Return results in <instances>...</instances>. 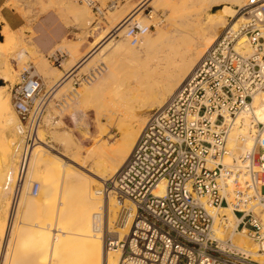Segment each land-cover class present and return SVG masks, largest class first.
Listing matches in <instances>:
<instances>
[{"label":"built area","instance_id":"1","mask_svg":"<svg viewBox=\"0 0 264 264\" xmlns=\"http://www.w3.org/2000/svg\"><path fill=\"white\" fill-rule=\"evenodd\" d=\"M76 1L100 18L118 0H105L104 5L101 0ZM239 13L241 18L221 30L163 105L148 114L123 164L103 181V191H112L117 200H128L134 207L127 233L114 245L117 264H259L229 239L217 236L211 211L222 206L231 207L234 230L264 254V228L255 211H264V122L250 123L252 146L240 156L239 168L234 171L220 163L228 131L264 84V0H246ZM148 29L133 22L124 35L135 44ZM239 37L248 44V55L234 50ZM60 56L48 58L58 63ZM100 70L94 68L82 81H91ZM42 88L29 67L9 88L17 120L16 156L2 185L10 192L11 205L38 141ZM160 183L162 192L156 194ZM36 190L37 183H31V193Z\"/></svg>","mask_w":264,"mask_h":264},{"label":"rangeland","instance_id":"2","mask_svg":"<svg viewBox=\"0 0 264 264\" xmlns=\"http://www.w3.org/2000/svg\"><path fill=\"white\" fill-rule=\"evenodd\" d=\"M163 1L165 0H157V2L156 0H118L116 6L106 11L103 17L95 18L88 7L77 2L76 0H7L6 5L22 15L25 19V24L20 29L12 31L2 22V19L0 18V65L4 66L9 72H11L14 77H12L13 80L10 82H5L3 79H0V87H6L5 93L8 95L9 100V88L16 81L18 73L26 67H29L33 73L38 75L43 83V88L40 93V101H42L43 110L41 112L40 124L37 129L38 141L35 143L36 146L34 145L35 147L31 150L32 152L30 156H41L46 152H49L56 158L63 156V159L64 157L69 159V154L73 153L76 147H79L81 148V162L85 160V165L82 168L84 170L81 169V173L79 172V174L82 176L85 182H88L91 192L100 191L102 189L101 185L103 183L94 178L95 173L92 171L94 168L93 163L96 158L95 153H99L100 150L102 152L108 153L107 151H109V148L112 149V147H116L120 142L122 132L119 129V119H121V117L115 115L114 120L106 121L102 117L98 116L103 109V105L106 106L107 109L112 106L120 107L119 103L123 98L121 94L122 88L120 86L123 84L124 80L129 78L130 75H133L135 70L134 72H131V70L129 71L130 67H125V62L119 61L118 79H116L112 85L108 86V88H105L97 100H89L91 102L88 100L87 102L85 100L86 98L83 99V97H85L83 95L92 82L95 81V79H99L100 76L98 74V76H96L95 79H93L90 83L83 82L82 78L84 75L92 72L94 68L97 67L102 68L100 73L105 72L107 58L109 57L110 52H112V48L110 46L111 42L114 43V46L123 44L127 45L129 48L136 50L138 49L137 47L141 37L138 43L131 44L129 39L125 37L124 31H121V27L125 20L131 16H134L133 18L136 20V24L139 22L141 25L144 23L143 26L149 25L148 33L151 34L150 38L153 41H156V46L151 48L148 52H183L185 50L184 48L186 44H190L188 46L191 49V52L197 53L192 57L194 67L201 54L214 42L218 36L215 35L216 32L220 33L222 30L221 28H224L226 25L231 24L235 20H239L241 18L240 13H237L236 17L233 19L229 17H221L219 10L222 9L227 3H222L220 1L177 0L176 2V0H173V8L170 9L171 11L165 10ZM104 3L105 0H101V5H104ZM115 11H120V14H116V16L114 14L115 18L117 17V19H114L111 22L112 24H108L109 17ZM40 15L48 16L47 25L49 27H54V34L58 33L60 28L65 30L58 43L53 44V46L49 47L47 50H43L40 47V41L38 39L39 37L32 28L33 23ZM186 28L191 30L192 33ZM218 29L221 30L218 32ZM158 32L160 33V36L157 35ZM186 41L187 43H184ZM62 44L67 45L65 47L66 51H59L56 49L58 45ZM177 45L180 46V48ZM174 46L175 48H173ZM188 46L186 49H188ZM71 49L73 50V53H71L72 51L69 52ZM20 51L24 53L21 64L15 60V56ZM55 52L61 53L58 63L52 62L50 58H48L49 55ZM70 60H72V63H70ZM127 61L129 62V60ZM66 63L68 64L66 65ZM122 66L125 68H122L123 73L121 72L122 69H120ZM41 69L43 71H41ZM262 96L264 97V95ZM103 100H105V103ZM165 101H159L156 109L160 108L159 106H162ZM152 110L154 109L145 106L140 111L139 128H143L146 118ZM252 118L255 119L253 115ZM261 120L264 119L261 118ZM97 121L100 122L99 125L103 130L102 133H99L100 135H98L99 131L98 125L96 124ZM68 136L72 140H68ZM250 141L251 140L248 137L245 139L244 144L241 145L242 142H238V144L239 146H244L247 148L250 144ZM66 148H68L69 154ZM94 149L97 151H94ZM87 151H93L94 156L84 159L82 154L86 153ZM240 156L241 148L238 147L230 157L233 160L235 158L240 160ZM66 159L65 161H67ZM67 162L69 165L75 166L72 162ZM237 163L240 162L238 161ZM1 165L2 163L0 161V225H2L3 218L8 216L6 218L7 220L5 219V226L7 228V232H9L11 230V217H13L15 214L13 213L15 212V202L13 205H11L10 192L8 189L3 188V176L5 173L2 169L5 167L4 165ZM30 176L33 177V182H36L39 186L38 190H36L37 195L41 192V183L35 179L33 171H31ZM51 177L53 178L55 184L54 191L51 194V199L48 202L49 206L57 208V206L60 207L62 205V208L65 211L73 214V212L76 210V203L78 201L76 198V192L70 187L63 188L62 184L56 180L54 175ZM30 185L27 186L25 190L24 195L26 197L35 196L30 193ZM109 192L110 190H108L105 195H107ZM122 201L128 206V208H133L132 205L129 206L131 204L130 201ZM4 206L6 208H4ZM103 211L104 223L102 226L103 232L101 237L103 245L105 246L104 241L112 242L113 239L116 241L122 240L128 229H126L124 235L120 236L121 239L117 240V230L114 226L117 217H114L115 219L112 218L111 213H109V216H107L108 214L106 213L105 208H103ZM3 212L4 217L2 215ZM221 214L225 215L223 211H221ZM9 216L11 217L9 218ZM32 222L33 224L37 223V221ZM32 222L28 223L32 224ZM28 223L26 222V224ZM17 225L19 227H14L17 228V230L14 229L13 234L16 231H18L16 232L18 234L20 232L22 233L21 230L25 229V227L27 228V226L29 227L30 224L25 225L18 223ZM22 226L23 228H21ZM108 227H111V229H108ZM16 233V237L15 235H11V237H9V244L8 246L6 244V248V242L0 241V264H13L14 262H16V264L18 262H20L18 264H26L27 262L28 264V260L31 259L32 255L30 254V246L27 247L25 242H23L24 244L22 245V239L19 242L21 243L19 246L17 238L20 237L21 233L18 237ZM229 235L230 233L227 234L228 237ZM232 238H241L246 243L244 248L253 251L257 250L256 244L242 234L232 235ZM237 239L234 242H236L235 244L238 247ZM24 245L25 248L23 247ZM31 249L34 251V248L31 247ZM27 251L29 253H27ZM4 253H6V258ZM17 259L18 262L16 261ZM31 261L32 259L30 260L29 264H32Z\"/></svg>","mask_w":264,"mask_h":264},{"label":"bare ground","instance_id":"3","mask_svg":"<svg viewBox=\"0 0 264 264\" xmlns=\"http://www.w3.org/2000/svg\"><path fill=\"white\" fill-rule=\"evenodd\" d=\"M172 1L173 0L163 1L165 10L171 11L170 9L173 8ZM213 1L227 3L222 9L219 10V13L223 18L229 17L232 19L236 17L238 9L241 8L246 2V0ZM119 12L115 11L111 14L108 19V24L111 23L114 19H117V17L115 18V16L116 14L119 15ZM133 17L134 16H131L125 20L121 27L122 32L124 31L125 33L128 25L136 21ZM136 25L140 27H146L143 26L144 23L143 25H141L138 22ZM221 29H218V32ZM189 32L192 33L191 30H189ZM218 34L219 33L216 32L215 35ZM150 35L151 34L148 33V30H146L140 36L141 39L139 37L140 42L137 50L129 48L127 45L123 44L114 46V43L111 42L110 46L112 48V52H110L109 57L107 58L105 72L100 73L99 71L95 74V76H93V79H95L98 74L100 77L99 79H95V81L92 82V84L83 95L85 96L83 97V99L86 98V101L97 100L103 90L105 88H108V86L112 85L114 81L118 79L119 61L125 62V67H130L129 71L131 70V72H134L135 70L133 75H130L129 78L124 80L123 84L120 86L122 88L121 94L123 97L119 103L120 107L112 106L107 109V107L102 104L103 109L101 112L103 114L100 112L99 116L97 115L98 117H102L106 121L114 120L115 115L121 117V119H119V129L122 132V135L120 134V142L116 147L111 146L112 149L109 148V151H107L108 153L102 152L100 149L99 150L101 152L99 151V153H95L96 158L93 163L94 168L92 171H94L95 173L94 178H96L98 181H101V183L112 176L129 155V152L131 151L136 138L141 131V127L139 128V114L143 107L147 106L151 109H156L159 101L167 100V98L172 95L175 89L192 71V57L197 53L191 52V49L188 46L190 44H186V46L184 45L185 50L183 52H148L151 48L156 46V41H153L150 38ZM157 35L160 36V33L158 32ZM138 41L136 43H138ZM184 43H187V41ZM187 46L188 49H186ZM178 47L180 48V46ZM173 48H175V46ZM234 50L243 55H248L250 53V49L244 37H239L236 40V43L234 44ZM70 51H72L71 53H73L72 49L69 50V52ZM23 56L24 53L20 51L15 56V60H17L21 64ZM125 60H129V62L127 61L126 63ZM70 61L68 62L72 63V60ZM67 64L68 63H66V65ZM123 66L120 69L124 68ZM41 71L43 70L41 69ZM121 72L123 73V69L121 70ZM12 77V73L9 72L4 66L0 65V79H3L5 82H10L13 80ZM91 81L87 83H90ZM5 89V86L0 87V161L2 163L1 166L4 165L5 167L4 169H2L5 173L3 179L5 178L6 173L11 171V169L13 168L16 155L15 149L13 147V144L16 142V137L14 139L16 118L9 104L8 95L5 93ZM262 95H264V84L261 90H258L251 95L249 109L237 116L235 124L227 133L225 143L226 152L221 157L220 163L228 169H232L235 171L236 167L239 168L238 165L242 163V161L238 160V158H235L233 160L230 157L236 151V148H241V155L251 149L252 137L250 135V132L252 133V126L250 125V123L252 121L264 122V120H261V118L264 119V97ZM104 101L105 100H103V102ZM252 115L255 117V119L252 118ZM96 124L98 125V135H100L99 133H102L103 130L99 125L100 122L97 121ZM248 137L251 140L248 147L245 148L244 146H239L238 142H242V145L245 143V139H247ZM68 138V140H72L69 136ZM61 145L63 146L62 143ZM66 149L68 151V148ZM80 150L81 148L76 147L73 153L69 154L68 151L70 157L69 159H66L67 157H64L63 159V156L61 157L60 155L59 156L61 158H56L49 152H46L41 156L31 155L29 157L30 159L28 161L26 169L27 171L25 172L23 187H21L19 196L16 198L17 200H15V212H13L15 214L13 215V217L9 216V218L11 217V230L9 232H7V228L5 226V221L7 220L6 218L8 216L4 217V212L3 214L1 213L4 218L2 221V225H0V241L6 242L5 248L6 244L7 246L9 244V237H11V235L14 236L15 233L18 232L16 231L13 234L14 229L17 230V228L14 227L18 226V223H22L25 225L30 224L29 227L27 226V228L25 227V229L21 230L22 233L20 232L19 228V232L21 233V235L19 238H17L19 241L17 239L16 240L19 243L22 239V245L24 244L23 242H25V245H27V247L30 246L29 249L31 251L30 254L32 255V264H117L118 262L119 251L114 249L116 240L113 239V241L110 242L111 244L109 245H106V242L104 241L105 246L103 245L101 237L103 232L102 226L104 223L103 208H105V211L108 214L107 216H109V213H111L112 218L117 217L114 226L117 230V240H119L121 239L120 236L125 234L126 229H128V225H130L129 223L131 222L134 207L128 208V206L123 201L117 200L112 191H110L107 195L105 194L108 190L103 191L101 189L100 191L91 192L88 186V182L86 181V183L82 176H80L79 174V172L81 173V169L85 165V160L81 162ZM94 151L97 150L94 149ZM82 155L84 156V159H87L93 157L94 152L87 151ZM65 159L67 161H70V163L72 162L75 166L69 165V163L65 161ZM238 161L240 163H237ZM31 171L34 172L35 179L37 181H40V186H42V189L40 193L38 192L39 194L36 195L37 192H35V194H32L33 196L35 195L34 197H26L24 195L25 190L27 186H29L30 183H32L34 180L32 179L33 177L30 176ZM53 175L55 176L56 180L60 184H62L63 188L70 187L76 192L77 195H75L78 201L76 203V210L73 212V214L65 211L62 208V205L60 207L57 206V208L49 206L48 202L51 199V194L54 191L55 184L53 178L51 177ZM38 188L39 186L37 185V190ZM161 192L162 186L160 183L157 185L156 194H161ZM131 205L133 206L132 203L129 206ZM4 208L6 207L4 206ZM231 210V207L225 206L217 209H212L211 213L214 217L213 228L215 232H217V236L219 237V239H229L234 247L248 254L251 260L259 264H264V254L257 253V250L253 251L244 248L246 243L243 239H237L239 238L237 237L236 239L238 247L235 244L236 242L234 241L236 239L232 238V235H241V233L234 230L235 218ZM221 211H223L226 216L224 214H221ZM255 211L259 212L258 216L259 219L261 216L260 221L264 228V215H262L264 214V211L260 210L259 208H256ZM221 216H223V218ZM32 221H37V223L33 224ZM26 222H32V224H26ZM221 227L224 228V230L221 229ZM21 228H23V226ZM108 229H111V227H108ZM52 231L54 232V234ZM228 233H230L229 237L227 236ZM16 234L18 237L19 234ZM20 244L21 243H19V246ZM25 245L23 246L24 248ZM107 246H112V248H107ZM31 247L34 248V251L33 249H31ZM27 253L29 252L27 251ZM4 254L6 258V253ZM30 260H28V264L30 263ZM16 261L18 262V259ZM14 263L16 264V262Z\"/></svg>","mask_w":264,"mask_h":264},{"label":"crops","instance_id":"4","mask_svg":"<svg viewBox=\"0 0 264 264\" xmlns=\"http://www.w3.org/2000/svg\"><path fill=\"white\" fill-rule=\"evenodd\" d=\"M6 3H7V0H0V18L2 19V22L10 30L16 31L25 24V19L22 15H20L14 9H12L11 7H8ZM47 18H48L47 15H40L32 25L33 30L39 37L38 39L40 41V47L43 50H47L49 47L53 46V44L58 43V41L61 38V35L65 31L63 30V28H60L58 30V33L54 34L53 33L54 27L52 26L49 27L47 25V20H48ZM66 46L67 45H64V44L58 45L56 49H58L59 51L60 50L66 51V48H65ZM43 52H46V51H43Z\"/></svg>","mask_w":264,"mask_h":264}]
</instances>
